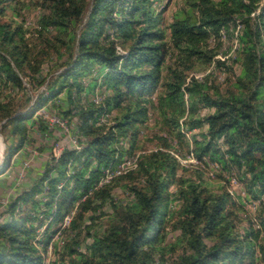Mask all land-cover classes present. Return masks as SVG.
Instances as JSON below:
<instances>
[{
    "label": "trees",
    "instance_id": "16d2710c",
    "mask_svg": "<svg viewBox=\"0 0 264 264\" xmlns=\"http://www.w3.org/2000/svg\"><path fill=\"white\" fill-rule=\"evenodd\" d=\"M25 2L38 7L32 42L17 15L2 19ZM163 11L154 0H0V94L8 91L0 95V174L32 128L47 131L36 112L49 102L62 118L77 116L80 144L8 204L0 264H43L56 233L65 238L53 264H264V0H183L167 23ZM221 32L238 42L224 60L210 41L220 43ZM210 65L225 67V86L193 74ZM63 92L64 109L55 104ZM148 115L156 148L99 184L142 150ZM175 145L198 165H182ZM203 165L246 185L245 200H259L252 217L241 216L244 199L225 183H205ZM116 188L128 196L116 197ZM46 220L40 252L32 240Z\"/></svg>",
    "mask_w": 264,
    "mask_h": 264
},
{
    "label": "rangeland",
    "instance_id": "374dc122",
    "mask_svg": "<svg viewBox=\"0 0 264 264\" xmlns=\"http://www.w3.org/2000/svg\"><path fill=\"white\" fill-rule=\"evenodd\" d=\"M155 8L156 10L164 9L163 11V18L164 22H168L171 17V13L174 12V10L182 4L183 0H162L160 4H157L155 2ZM27 2V1H26ZM26 2L23 3L21 8L19 9L20 5H17V9H8L3 16V20L10 21L14 16L17 17V20L22 21L24 24V28H30L29 33H27V36H31L32 28L34 27V22L38 15V7H35L34 4H29V6H26ZM35 2V0H34ZM12 8V7H11ZM239 27H237L238 30ZM32 40L34 38L32 37ZM32 40H30L32 42ZM220 43L218 40H216V37L212 36L211 46H217L218 44V54L216 55V58H219L221 60H224L226 58H231L234 55V50L238 44L236 38L230 37V39L226 36L225 32H221V39ZM230 59L228 61V64L230 63ZM48 63L43 64V73L46 74L48 70ZM236 72H238V66L234 67ZM196 77L200 78L203 75L210 74V79L213 80L214 84H220L221 86H225L227 84V79L229 73L226 71L225 67L216 68L213 65L208 66L206 69L201 70L197 73H193ZM25 84L28 88L29 87V81L28 79L24 78ZM39 91L44 90V84L41 85L38 88ZM97 91V90H96ZM8 92V91H7ZM6 91L1 92L0 95L7 94ZM29 92L33 95L37 92L36 88H30ZM35 97V95H34ZM101 95L99 92H96L94 94V100L98 101L100 99ZM59 98L61 100H56L55 104L61 107L66 108L65 101V95L64 92L59 95ZM207 110L204 109L203 112H206ZM36 115L42 116L43 119L47 122V131L46 132H40L38 129L32 128L30 131V137L31 141L29 143H26L19 151H17L12 158L9 161L8 167L5 169V171L0 174V220H2L5 217H9V213L6 212L8 204L13 201L16 196L21 194L23 191L28 190L35 181L43 176L44 171L51 166L53 158H58L59 155L65 151V150H72V149H79L80 144L78 143V133L76 131V120L77 116L73 115L70 119L69 118H62L60 114H58V109L54 106L50 105V102L40 108ZM149 116V115H148ZM107 117H102V121L108 122ZM110 123V122H109ZM112 123V122H111ZM157 132V129L155 128V123L151 116H149V119L147 120V124L145 128H142V133L139 137V146L142 147V150H140L137 154L133 155L134 157H137L140 152H145L151 149L156 148V142L152 141L150 138L153 133ZM196 132V131H195ZM193 133V132H192ZM186 136L188 139H191V133L186 132ZM175 143V141H172ZM124 147L128 146V143L126 141L123 143ZM5 143L3 142L2 137L0 136V166L6 156L5 152ZM175 148L178 149L177 152H174L175 156L178 158L180 163L182 165H198V161L193 157L192 154H189L186 152V150L182 147H179L175 145ZM133 156L124 155L121 159V162L124 160L130 159ZM138 159V158H137ZM49 165H48V164ZM204 166V180L205 183L210 184L209 187L217 188L218 183L226 184V188L231 194H233L235 200H238V197L241 196L242 199H244V214L241 213V216H253V213L255 211V208L257 207L259 200L258 199H249V201L245 200L246 198H252L251 194L248 193L247 187L244 184H241L236 177H229L228 181L226 178L228 176H225V173H221L218 171L219 169L209 165L208 167ZM219 172L222 177H218ZM117 176L119 174L115 172ZM112 172L109 170H105V175L102 179H111ZM225 176V177H224ZM171 190H174V188H170ZM114 195L120 199L126 198L128 195L126 192L121 190L120 188L114 189ZM42 193H39L36 195V197H41ZM251 196V197H250ZM261 198H264L262 196ZM246 201V203H245ZM75 209V208H74ZM41 210V208H37L35 211L38 212ZM107 212H110L109 207H106ZM25 212L20 211L18 216L23 215ZM73 213V212H72ZM72 213L70 215H67L64 219V223L62 224V227L66 226ZM38 215L40 212L37 213ZM240 214V213H239ZM40 216V215H39ZM49 220H46L43 226L39 229V234L32 240L33 244L42 252L41 244L38 242V240L41 237V234ZM104 221L103 225H105ZM247 226V218H245L243 221L240 222V231L243 232V228ZM169 228V226L167 227ZM64 235L56 233L50 243L47 246L46 251L42 252L43 257V264H53V261L57 259L58 254L57 252L61 250L63 241H64ZM177 235V232L175 231H169L168 233V240L172 241L174 237ZM91 240L88 238L85 243H89ZM84 243V244H85ZM84 244L81 245V250H84ZM56 249V251H55Z\"/></svg>",
    "mask_w": 264,
    "mask_h": 264
},
{
    "label": "built area",
    "instance_id": "2783aa9c",
    "mask_svg": "<svg viewBox=\"0 0 264 264\" xmlns=\"http://www.w3.org/2000/svg\"><path fill=\"white\" fill-rule=\"evenodd\" d=\"M136 167H137V157H134L133 156L130 159L124 160L123 162L120 161L116 165L115 168H113V169H107V170H109V171L112 172V175H111V177H112L113 175H116L115 173H113L115 171H116L117 174L121 175V174L126 173L127 171L132 170V169H134ZM108 180L109 179H106V180L102 179L99 182V184L104 183V182H107Z\"/></svg>",
    "mask_w": 264,
    "mask_h": 264
}]
</instances>
